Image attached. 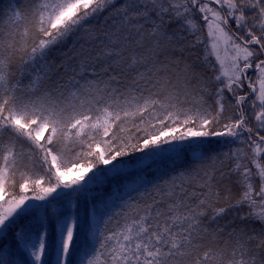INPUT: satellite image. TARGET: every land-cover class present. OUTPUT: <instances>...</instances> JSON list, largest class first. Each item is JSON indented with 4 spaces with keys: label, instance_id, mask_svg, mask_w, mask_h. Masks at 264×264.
I'll return each mask as SVG.
<instances>
[{
    "label": "snow or ice",
    "instance_id": "snow-or-ice-1",
    "mask_svg": "<svg viewBox=\"0 0 264 264\" xmlns=\"http://www.w3.org/2000/svg\"><path fill=\"white\" fill-rule=\"evenodd\" d=\"M0 264H264V0H0Z\"/></svg>",
    "mask_w": 264,
    "mask_h": 264
}]
</instances>
